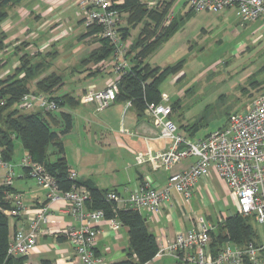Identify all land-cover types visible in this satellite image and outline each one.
I'll return each instance as SVG.
<instances>
[{
  "label": "built area",
  "instance_id": "1",
  "mask_svg": "<svg viewBox=\"0 0 264 264\" xmlns=\"http://www.w3.org/2000/svg\"><path fill=\"white\" fill-rule=\"evenodd\" d=\"M126 0H75L80 22L85 29H92L91 37L106 40L113 51L106 62L117 78L106 87L88 91L89 101L97 111H102L115 103L117 81L129 72L126 58L130 43L122 37V15L119 7ZM149 10L161 12L167 5V11L160 29L166 28L175 16V7L181 4L193 13H220L234 9L242 24L260 22L264 28V0H137ZM159 29V31H160ZM168 96L160 94V102L148 103L144 114L151 119L157 129V139L168 142L165 150L155 151L149 162L170 170L181 161L193 158L194 163L187 169L169 175L163 189H154L149 182H143L122 196L116 190H109L105 200L121 209L158 214L161 208L170 203L174 193L182 196L188 204L193 196L196 183L200 179H209L211 173L223 182L226 189L236 198L239 214L251 219L259 229V245L249 244L243 248L230 241H224L214 254L211 250V235L214 228L201 217H195L193 225L176 234L171 239L157 242L156 258L174 257L183 264H264V93L255 99L243 113L231 114L225 125L200 138H188L178 131L170 119L171 106ZM130 104V102H127ZM3 105V101L0 103ZM23 112L52 113L59 111L55 100L43 93H28L18 102ZM138 165L146 162L137 155ZM19 167L35 184L46 191L48 204L65 201L61 211L70 216L77 226H69L62 236L72 247L79 264H107L95 252L97 236L96 225L104 219L102 210H89L86 202L89 193L82 186H71L67 192L58 189L54 178L45 167L25 154ZM5 171L1 185L12 186L15 173L13 166L0 159V171ZM69 180H76V173L69 172ZM5 200L10 209L4 214L11 219H19L25 212L19 195L6 192ZM50 209L46 205L27 220L26 226L16 230L10 237L7 255L13 258L28 257L36 245L37 235L42 227L49 223ZM109 225L116 229L119 222L115 217L109 219ZM28 264V263H25Z\"/></svg>",
  "mask_w": 264,
  "mask_h": 264
},
{
  "label": "rangeland",
  "instance_id": "2",
  "mask_svg": "<svg viewBox=\"0 0 264 264\" xmlns=\"http://www.w3.org/2000/svg\"><path fill=\"white\" fill-rule=\"evenodd\" d=\"M19 6L29 9L31 4L21 3ZM187 11L181 4L175 7V15H182ZM62 17L60 23L62 31L70 29L72 31L70 36L61 40L55 49L50 47L46 50L47 52L40 54L31 51L29 52L31 55L26 56L30 59V64L44 63L34 80L51 73L62 78L63 85L53 92L52 96L69 94L80 98V104L77 107L65 106L61 109L62 112L70 114L73 119L72 130L59 136L64 156L71 163L79 158L82 151L88 152L89 156L83 155L82 161L89 162L88 165L93 168L97 165L106 168L104 157H107L109 151L100 146L99 142L104 137L114 135V129L120 126L121 120L127 124L130 112L122 116L121 106L116 103L98 112L95 111L91 101L85 104L88 99L87 92L90 90L85 87L93 68H91L92 65L87 67L82 64V60L88 57L91 44L98 39L90 38L83 43L80 40L75 41V36H79L84 31L83 25L78 23L80 15L77 8H72ZM65 18L70 21L66 23L63 20ZM145 20L130 29L126 36L129 43L137 39ZM125 25L127 26L126 13L122 15V26ZM134 54L135 52H132L131 55H127L126 61L129 66L132 65L129 61L130 57ZM181 60H184L181 72L165 78L159 90L168 96L167 104L171 105L176 101L179 103V107L170 117L177 127L191 124L203 113L213 116L212 119H206L205 123H202V127L192 138L203 137L222 127L231 114L245 112L251 103L264 93V28L258 21L242 24L234 9L220 13H195L188 16L173 34L163 38V42L156 46L144 61L151 67L163 68ZM7 67L10 68L11 65L7 64ZM2 76L0 79L6 77ZM29 87H33V83H30ZM27 113L30 114L33 111ZM58 117L59 111L52 112L51 119L54 118L56 121L50 120V123L51 129L55 132H59L62 126ZM82 118H86L88 126L83 124ZM106 121L111 127L104 125L103 122ZM84 126L86 130L83 129ZM48 154L49 162L55 161L58 157L56 148L53 146L48 148ZM22 157L23 150L19 139L16 138L13 141L12 160L19 163ZM127 157L123 155L122 160L116 161L118 164L116 168H118V174L122 175L121 178L126 174L121 162ZM211 178L219 180L214 174ZM29 180L35 183L33 179L29 178ZM221 183L224 185L223 182ZM222 185L213 181L212 190L217 198L211 195H206L204 198V210L213 221H216V213L221 207L226 211L225 201H227V209L231 212L235 211L232 194L228 190L225 192ZM251 224L256 230L258 229L254 222Z\"/></svg>",
  "mask_w": 264,
  "mask_h": 264
},
{
  "label": "crops",
  "instance_id": "3",
  "mask_svg": "<svg viewBox=\"0 0 264 264\" xmlns=\"http://www.w3.org/2000/svg\"><path fill=\"white\" fill-rule=\"evenodd\" d=\"M21 3L25 5L31 4V7L25 9L23 6H19ZM74 7L76 8L75 0H21L19 3L6 8V17L0 21V33L5 36V48L3 53L0 54V59L4 64L0 69V77L2 75L6 76L11 74L13 70L19 66L20 57L23 55H31V53H29L31 51L36 52V54L47 52L46 50L50 49V47L55 49L56 45H58L61 40L70 36L72 31L70 29L67 30L68 32L62 31L60 23L63 18L62 16ZM234 12L236 11L234 10ZM63 20H65L66 23L70 21L68 18ZM78 23H81L80 18L78 19ZM125 27L126 25L123 26V28ZM85 32L86 29L84 28L82 34L75 36V41L80 40L83 43L93 38L89 37L81 40L80 37ZM130 44L132 45V43ZM99 47V42H94L91 44L89 50L91 52ZM7 64L9 66L11 65V67L8 68ZM91 65L93 72H90V77L87 80L85 89L89 88V91L102 89L117 78V75L111 72L107 63H90L87 67ZM10 70L12 71L9 73ZM5 72L7 73L4 74ZM19 77H22V74ZM35 82L36 80H32L28 83V87L30 83H33V87H29V89L32 88L30 89L31 91L35 89ZM77 98L78 104L75 107L80 104V98ZM88 103L89 100L86 99L85 104ZM116 104L121 106L120 112L122 116L128 111L130 114L127 119V124L125 121L121 120L120 126L114 129V135L111 134L104 137L99 142L100 146L109 151L107 152V157L103 156L106 160V168H102L98 165L96 168H93L88 165L89 162L82 161L83 155L85 157L89 156L90 153L88 152L82 151L81 154H79V158H76L73 162L71 161V163H69L64 156L69 170L76 173L77 181H90L93 186L100 191L116 190L122 196H127L126 191L128 192L138 188L143 182H149L150 186L154 189H163L170 174L185 170L194 163L195 160L193 158H188L176 164L170 170H165L159 165L149 162L148 159L151 155L155 151L165 150L168 146V142L156 138L157 129L151 119L145 114L139 117L137 112L131 107V104L127 102H118ZM95 111L98 112L96 109ZM82 122L85 126L89 125L86 118H82ZM103 123L111 127L109 122L106 121ZM85 126L83 128L84 130H86ZM110 131L113 130L110 129ZM123 137H125V139H123ZM25 154L26 153L23 151V156ZM123 155L128 157L121 162L125 167L124 171H126L124 177L121 178L122 175L120 176L118 174V168H116V161L119 159L122 160ZM137 155H141L146 162L138 165L135 161ZM9 163L13 166V171L15 170L11 192L20 196L25 207V212L19 219H9L10 236L22 226H26L27 220L46 205H49L50 209L49 223L44 225L41 232L37 235L36 245L31 254L26 258V263L79 264L72 247L64 236H62V232L67 227L77 226L78 224L72 217L61 213L67 203L65 201H56L48 204L46 200V191L29 180L27 173L19 167L17 161L15 162L11 159ZM211 175H213V173H211ZM4 176L5 171L1 170L0 184ZM210 178L197 181L193 196L188 204L184 201L182 196L174 193L170 203L164 205L158 214H151L146 210L139 211L145 219L146 227L154 236L156 243L163 239H171L176 234L189 229L193 225L195 217H201L207 221L213 226V232L216 233L217 226L223 223L226 218L240 215L236 198L233 195L232 197L235 203L234 212L227 209V201H225L224 204L226 205V211L221 207L216 213V221H213L208 212H205L204 198L206 195L216 197L212 190L214 188L213 181L222 185V181L220 182L215 178ZM120 187L122 188L119 189ZM222 187L225 189V192H227L225 185H222ZM115 206L117 209L121 210L120 206ZM96 230V254L103 258L107 264H117L126 260L129 248L127 227L119 222L118 228L113 229L109 225V219L104 218L98 222ZM256 232L257 234L259 233L258 229ZM146 264L183 263L174 257L166 256L160 258L154 257Z\"/></svg>",
  "mask_w": 264,
  "mask_h": 264
},
{
  "label": "trees",
  "instance_id": "4",
  "mask_svg": "<svg viewBox=\"0 0 264 264\" xmlns=\"http://www.w3.org/2000/svg\"><path fill=\"white\" fill-rule=\"evenodd\" d=\"M21 0H0V21L6 17V8L19 3ZM170 4L161 12L147 10L137 0H126L119 7L120 12L127 14V26L122 29V37L126 39L130 29L144 21V27L138 34L137 39L130 46L127 55L135 52L130 57V70L122 75L117 81L118 94L115 103L130 102L131 107L137 112L139 117L144 115V109L148 103L160 102L159 86L162 81L170 75L180 73L184 60L172 66L163 68L151 67L144 60L163 42V38L173 34L181 25L182 21L188 16L195 14L187 11L182 15H175L170 24L159 28L170 8ZM152 24V27L150 25ZM92 29L80 37L81 40L91 37ZM100 47L90 52L87 58L82 60V64L88 65L103 64L109 60L112 54V47L104 39L97 38ZM5 36L0 33V54L3 53ZM0 59V69L3 66ZM44 63L30 64V59L23 55L20 57L19 66L5 78L0 79V159L10 162L13 155V141L19 139L23 151L28 154L34 162L42 164L46 171L54 178L58 189L62 192L70 190L71 186H83L89 193L86 208L89 210H102L104 218L115 217L120 224L127 227L129 235V248L126 260L117 264H146L150 262L157 252V243L154 236L148 231L145 219L138 211L117 209L115 204L105 200L108 192L100 191L93 186L90 181L79 182L69 180V167L64 157L63 146L59 142V136L70 132L72 118L70 114L59 111L61 130L55 132L51 129L50 120L52 113L33 112L27 113L19 109L18 102L21 97L28 93H43L52 97L61 110L67 106L74 108L78 104V99L65 94L62 96H52L63 85L61 77L51 73L43 78L37 79L35 89L31 91L28 87L29 81L35 79L36 74ZM22 74V77H19ZM171 111L179 107L176 101L171 104ZM213 117V116H212ZM207 113L195 118L194 122L183 127H178L179 133L188 138H192L205 123L206 119H212ZM56 148L57 159L53 162L48 161V148ZM6 192H11L10 187L0 184V264H25L26 257L13 258L7 255V246L10 239L9 217L4 214L5 210L10 209V202L5 200ZM252 220L243 218L240 215L228 217L223 223L217 226L216 233L211 232V250L215 254L224 241H230L238 247H245L250 243L259 245L260 239L256 229L252 226Z\"/></svg>",
  "mask_w": 264,
  "mask_h": 264
}]
</instances>
